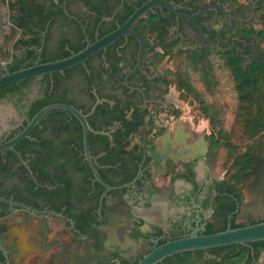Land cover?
<instances>
[{"label": "flooded vegetation", "instance_id": "obj_1", "mask_svg": "<svg viewBox=\"0 0 264 264\" xmlns=\"http://www.w3.org/2000/svg\"><path fill=\"white\" fill-rule=\"evenodd\" d=\"M84 1H38L37 13L42 10L47 20L44 23L38 20V27L26 31L20 26L21 9L27 12L26 6H31L32 1L21 0L16 5V0H0V76L24 66L22 61L36 63L41 58V63H48L69 57L77 48H85L89 42L114 32L135 9L150 0H103L104 4L96 6ZM166 1L179 5V11L185 15L212 7L196 20L198 25L210 40L211 33L217 32L212 38L214 43L230 48L229 52L241 53L242 46L250 43L236 37L233 27L246 23L228 19L216 5L228 6L229 15L239 20L264 8V0H247L248 7L242 14L223 0H209L206 6L193 0ZM222 16L225 22L220 23ZM155 18L167 20L170 27L140 24ZM141 21L132 29L144 40L140 60V41L128 35L92 56L85 66L30 79L26 85L20 82L17 86L1 88L5 92L0 96V145L10 142L26 128L33 119L29 115L36 103L55 101L47 106H73L89 116L88 122L95 132L104 133H89L95 136L90 152L98 166L99 159L108 154L107 141L111 147L115 145V134L122 126L117 115L124 112L127 119H132L135 111H139L146 124L153 125L149 135L146 127L130 137V148L140 146V169L144 175L138 182L141 181L144 191H140L137 182L135 189L105 194V188L99 183L104 190L98 187L94 179L88 182L86 173L78 170L79 158L87 163L84 150L67 148V142L77 138L74 116L64 118L61 128L45 117L33 129L36 137L31 136L32 131L14 149L0 153V264H138L156 246L168 241L194 233L207 235L208 230L228 227L230 222L233 229V225L243 227V221L238 218L247 201L244 192L247 184L240 199L218 192V184L224 178L211 175L210 131L206 128L199 131L193 108L187 112L189 105L180 98L187 90L181 89L178 96L173 93L168 76L170 56L162 59L163 41L180 40L186 46L184 49L192 48V43L193 49L200 50L209 45L189 21L178 19L165 9L154 8ZM244 56L251 60L257 54ZM198 107L199 113L206 116L205 110H209L206 102L200 101ZM202 138L208 143L206 158L201 156V147L195 155L188 152ZM25 140L29 143L24 145ZM164 145L175 155H165L167 169L162 175L153 151L161 150ZM190 173L193 178H184ZM123 190L128 192L122 195ZM144 192L149 200L140 206L138 199ZM224 195L232 198L229 201ZM219 196L223 198L216 203ZM158 202L165 203L163 211L156 212ZM227 205L230 212L226 216L218 215L217 210ZM263 253L256 259L253 250L251 262L239 263L224 260L232 258L234 252L204 250L174 255L160 264H261Z\"/></svg>", "mask_w": 264, "mask_h": 264}, {"label": "trees", "instance_id": "obj_2", "mask_svg": "<svg viewBox=\"0 0 264 264\" xmlns=\"http://www.w3.org/2000/svg\"><path fill=\"white\" fill-rule=\"evenodd\" d=\"M32 1L31 6L27 4L26 10L21 9L23 15H21L20 26L25 28L26 31L33 30V27H38L39 22L44 23L47 20V17L43 15V11L37 13L38 10V1L40 0H30ZM194 2H200L208 4L209 0H193ZM224 2L231 4L236 7L240 14L243 13L244 9L248 7L247 4H238L236 5V0H223ZM21 0H16V5L19 4ZM88 5L96 6L104 4L103 0H85L84 1ZM26 3V2H25ZM29 3V1H28ZM14 6V5H13ZM40 13V14H39ZM132 11L128 14L130 15ZM41 15V16H40ZM34 17V18H33ZM248 18H242L244 20H248ZM126 19V18H125ZM200 22V21H199ZM220 23L225 22V17H221L219 20ZM255 23H259L264 27V8L261 7L255 13V17L251 22L246 24H235L234 32L235 36L242 39L244 42H249L250 45L247 47L242 46L244 51L238 52H219L210 46H207L205 49H193L194 43L191 44L192 48L184 49L186 46L180 40L171 41L169 43L163 41V49L164 55L162 59L166 56L172 57L176 54H188V60L191 67L195 71H200L203 73V81L210 87L209 79L211 76V72H209V68L206 64L208 54L213 51L220 55H222L225 59V65L231 72L234 77L235 89L238 94V108H237V126L240 127L241 142L238 145L232 143V141L228 138L227 133L222 129L221 122L218 121V111L215 110L213 112H209L206 109L207 115L205 116L210 121V135L208 136L209 144H210V160L214 157L216 151L221 147L225 146L228 149V161L232 162L231 167L227 171L226 176L223 181L218 184V192L233 195L234 198L240 199L241 191L243 187L248 183L251 178V172L254 167L253 163V155L258 154L261 157H264V28L260 31L257 30L253 25ZM144 27H154L156 28L158 25L162 26V29L170 27L171 24L165 19H151V20H143L140 23ZM217 35L216 31L211 33V40L216 42L213 36ZM225 35V32H223ZM221 47H224L220 44ZM84 46L77 48L76 53L83 50ZM257 54L256 57H252L251 60H247L244 55H249L254 53ZM161 59V60H162ZM55 61L57 59H54ZM60 60V59H59ZM46 63L47 61H42ZM21 63L24 66L16 67V69L12 70L18 71L23 68H28L33 66L34 62L22 61ZM30 81L22 82L23 84H27ZM16 85V84H15ZM17 86V85H16ZM179 89L185 88L188 92H192L191 85L188 81H184L178 84ZM9 91H14L13 88H9ZM5 90H0V96H3ZM55 101H47L43 100L35 104L34 108L31 110L29 115L30 119H32L40 110H42L45 106L54 103ZM139 111H135L132 119H127L124 112L119 113L117 115V119L121 121V128L115 134V145L114 147L110 146V143L107 141L106 150H108V154L99 159L98 162V173L102 180L111 187L121 186L127 183H130L136 177L139 169L140 163L142 161V156L140 153V146L135 145L130 148L132 144V139L130 137L139 132L141 128L146 129L149 128V131L145 130L149 135L153 129L152 122L146 124L145 117L138 114ZM52 123H56L58 127L63 126V119L67 117H72L71 114L64 111H54L46 116ZM55 118H57L55 120ZM75 126L74 131L77 136L75 141L67 142V148L84 150L82 135L83 130L78 120L74 117ZM45 121V120H43ZM42 121V122H43ZM238 129V128H237ZM32 137H36L35 130L31 133ZM93 134L89 135V142L91 148L93 147ZM147 137V136H146ZM226 141V142H225ZM29 141L25 140V144H28ZM223 143V144H222ZM78 158V157H76ZM83 158H79L80 168L78 169L80 172H85L87 176V181L92 182L94 176L88 167L87 163L82 162ZM85 165L86 167H82ZM103 166H110L109 169L102 168ZM105 169V170H104ZM109 174L113 175V177L109 176ZM181 177V176H178ZM184 178L191 179L193 178V174L190 173V176H184ZM98 187L104 190L98 183H96ZM138 186L140 187V191H144L141 181L138 182ZM128 191H121L122 195H125ZM223 198V197H222ZM220 196L216 198L215 202L218 203L221 199ZM227 195H224V199L230 201ZM227 208H222L217 210V214L221 216H226L231 208L229 205ZM235 228H240L239 226H234ZM227 229L226 225L219 227L214 230H208L207 235L214 234L218 232L225 231ZM250 246L251 248H246ZM255 251L256 259L259 257V253L264 251V241L256 242L246 245H233L228 247H222L211 250L214 253L234 252V256L232 258H226L224 260H231L232 262H243L247 260L251 262L253 260L252 252Z\"/></svg>", "mask_w": 264, "mask_h": 264}, {"label": "water", "instance_id": "obj_3", "mask_svg": "<svg viewBox=\"0 0 264 264\" xmlns=\"http://www.w3.org/2000/svg\"><path fill=\"white\" fill-rule=\"evenodd\" d=\"M216 7L220 8L228 19L234 20L238 23H249L255 17V13L253 12L248 20L235 19L229 15L228 6H222L218 4L216 5ZM154 8L165 9L166 11L174 14L178 19H185L189 21L202 37L203 41L211 48L223 53L230 51V48L224 49L218 44L211 41L208 35L196 21L198 18L210 12L212 10V7H208L206 10L197 14L185 15L179 11L181 7L173 2H169L166 0H150L140 8L135 9V12L128 18V20L122 26H119L114 32L106 35L101 39H98L94 43L89 42L83 50L77 53H72L67 58L48 63H41V58H39L35 65L31 67L1 75L0 89L30 79H40L46 75L52 76L54 73H63L65 70L72 69L78 65L85 66L86 61H88L92 56L102 50H106L110 45L114 44L122 37H126L128 35H133L140 41L141 46L138 56L140 60L141 54L144 49V40L132 29L138 24V22L146 17L148 12H150ZM98 104H100V102L96 104L92 113L95 111ZM54 110L66 111L73 115L80 122L83 128V145L86 161L89 164L94 175V181L105 188V194L122 189L136 188L137 182L144 175L143 169H140L132 182L121 187L113 188L104 183L98 173V169L95 164V158L91 155L89 145V133L100 135H104V133L95 132L88 122L89 116L85 115L82 111L70 105L53 104L40 110L33 117V119L29 121L26 128L18 136H16V138L8 143L0 145V153L6 149H14L17 144L26 139L28 135L33 131V129L50 112ZM200 147L201 150H203L201 156L203 158H206L208 143L204 138H202V141L200 143L195 145L193 149L194 151L188 150V152L192 155H195V151L199 150ZM183 153L185 154L186 151H183ZM153 154L155 156V161L162 168L161 174L163 175L167 169L165 155L174 156L175 152L170 150L168 145H164V148H162L161 150L158 149L156 151H153ZM253 163L254 167L251 172V180L244 188L247 201L243 204L241 214L238 218V221H243V227L233 229L231 228L230 222L227 229L222 232L209 235L194 233L189 237L168 241L160 246H156L149 254L145 255L138 264H160L169 257L183 253L212 250L233 245H246L264 241V157H261L258 154L253 155ZM255 221L258 222L253 223Z\"/></svg>", "mask_w": 264, "mask_h": 264}, {"label": "rangeland", "instance_id": "obj_4", "mask_svg": "<svg viewBox=\"0 0 264 264\" xmlns=\"http://www.w3.org/2000/svg\"><path fill=\"white\" fill-rule=\"evenodd\" d=\"M235 3L236 5L247 4V0H236ZM253 26L260 31L264 28L259 23H255ZM188 57L189 55L185 53H175L168 61L170 67L168 76L173 93L178 96L181 91L178 88V84L188 81L192 92L182 93L180 98L189 105L187 112L190 107L193 108V116H196L199 121L200 127L198 130L201 131L206 128V131H211L209 119L204 114L199 113V102L204 100L209 106V112L218 111V121L221 122L222 129L227 133V139L229 138L233 144L238 145L242 138L240 127L236 123L239 100L235 89L234 77L226 67L224 57L213 51L207 56L208 61L206 64L209 72L212 73L209 79L210 87L204 83L203 73L195 71L191 67ZM5 107L8 108L9 106ZM211 162V175L214 178L223 179L232 165V162L228 161V149L224 145L221 146L216 151ZM161 181L158 180L159 185L162 184ZM260 263L264 264V253L260 256Z\"/></svg>", "mask_w": 264, "mask_h": 264}, {"label": "crops", "instance_id": "obj_5", "mask_svg": "<svg viewBox=\"0 0 264 264\" xmlns=\"http://www.w3.org/2000/svg\"><path fill=\"white\" fill-rule=\"evenodd\" d=\"M135 142H139V139H135ZM148 200H149V196L147 195V192H144L141 194V199H138L139 203H140V206H145L147 203H148ZM163 207H165V203H161L158 202L155 206V209H156V212H159V211H163Z\"/></svg>", "mask_w": 264, "mask_h": 264}]
</instances>
